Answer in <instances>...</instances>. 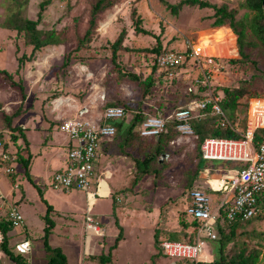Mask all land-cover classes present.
Wrapping results in <instances>:
<instances>
[{
	"label": "rangeland",
	"instance_id": "obj_1",
	"mask_svg": "<svg viewBox=\"0 0 264 264\" xmlns=\"http://www.w3.org/2000/svg\"><path fill=\"white\" fill-rule=\"evenodd\" d=\"M40 1L29 0V3L21 9V15L36 19ZM180 1L121 0L100 15L98 25L91 34L92 40L89 41L84 36L88 26L92 0H55L46 8L38 27L48 32L55 31L60 36L58 39L61 44L49 45L35 52H32L33 46L25 41L24 33L0 29V67L12 74L11 79L0 72L1 126L6 127L4 115L12 114L19 107L23 92H25L26 97L22 103V114L14 119L13 124L17 123L22 126L31 122L28 125L34 131L32 136L34 135V151L36 153L41 152L39 148L36 149L38 145L42 147V144L45 143L52 146V143L61 142L60 139H55L53 136L49 137V129L61 132L59 129V124L61 126L62 122H60V118L70 116L63 115V113H69L72 109H74V114L80 112L94 120L103 114L108 103L123 98L135 102L142 101L144 109L147 111L160 109L159 112L167 111L173 114L178 106L188 100L189 95L187 93L194 92V90L188 91V88L190 86H193L194 89L197 87L194 85L195 79L200 76V68L197 66V62L194 64L193 58H191L192 62L190 61L186 67L180 69L178 75L170 70L169 73H165L166 68H157L156 71H153V77L157 82L153 84L149 94L143 97L142 88L138 82L118 81V74L112 63L111 43L121 28L126 27L128 34L124 44L128 46V49L121 51L118 61L120 60L119 62L126 64L128 69L139 73L142 77H146L149 72L152 73L154 63L151 58L152 53L137 48H153L157 45V36L161 40L162 47H167V49L183 51L189 46H193L198 53L206 54L204 46H209L217 49L222 55L225 54L226 56L221 55L225 60H228L227 58H241L238 52L237 34L232 32L227 25H212L213 18L210 14L214 10L211 7L200 8L198 5L185 4L177 13L173 12L170 4H178ZM206 1L218 6L226 4L229 8H236L238 19L242 18L245 12L249 10L241 6L245 0ZM9 5L12 8H9ZM16 9H18L17 3L10 2V0H0V23L5 22L12 14L11 10ZM134 9L137 11L141 26L151 30L152 34L135 33L132 18ZM246 42L260 43L253 34L248 35ZM79 43L81 44L80 48L75 49ZM245 48L247 51L250 50L249 59L246 61V63L251 64L249 72L252 74V79L257 76V88L263 95L254 98L245 97L242 100L243 105L235 113L241 119H245L250 112L251 99L260 98L264 100V47L261 44L254 46L246 44ZM253 59L258 60L259 67L255 68L252 65L251 60ZM220 60L223 61L224 59ZM66 62L67 64H65ZM240 66L238 63V67L229 68L227 62L224 68L218 69L211 66L212 86L237 85L239 79L250 78L248 73H241ZM20 85L23 86L24 91L21 90ZM247 101H249L248 104H246ZM246 105L247 110H244ZM251 112L253 114L256 112L254 116L259 113L258 117L264 124V103L254 102ZM129 113L131 119L134 113L132 111ZM58 119L59 121H57ZM242 121L240 128L244 129ZM260 128H264V126ZM26 130L24 129V132ZM157 138L148 139L155 141ZM19 142H22V139ZM197 146L195 131L193 134L184 136L179 134L169 143L171 155L165 153L163 154L165 156L162 155L163 158H158L160 164L165 162L168 167L161 173L157 171L146 174L137 183H135L136 164L131 157L126 158L127 164L132 163L134 166L131 173L133 184L127 189L126 187L121 188L120 191L122 192L118 190L116 195L120 194L123 201L118 204L116 211L122 222L124 217L127 216L128 219L130 216L131 225L128 224L125 232L132 231L130 233L133 235H127L126 241L128 239V243L123 244L119 251L120 264H141L140 262L143 261L144 264H178V261L163 255L160 247L161 242L155 243L153 235L156 232L157 236L162 239L169 234L180 232L182 228L180 211L185 210L186 207V184L192 177L193 169L199 165L201 167L200 172L207 173L208 170H204V167H218L223 163L219 160L199 161ZM57 148L60 149V147H55L56 151H59ZM15 166V172L12 173L13 178L5 177V182L8 185H13L15 182L21 183V186L15 191V196L17 197L19 192L25 193L24 199L35 210L37 223L39 218H42L41 214L44 213L42 209L46 208V204L41 201L38 194L39 188L24 176L21 167ZM57 166L58 164H52V170ZM126 166L124 169H127L128 166ZM159 166L157 165L158 170ZM33 167L35 182L43 179L41 181H44L45 185L42 186L41 184L40 186L46 189L45 192L49 199L54 189L50 185V175L45 179L44 173L50 171V168L48 166L45 169L44 165L41 166L37 160L33 161ZM2 171L0 169V172ZM213 172V175L204 174L206 177L203 175L200 178L197 177V183L198 180L207 182L215 176H221L218 172ZM124 173L126 172L124 171ZM119 175L123 176L122 173ZM115 192L117 191H113V193ZM70 193L81 196L77 190H71ZM126 195L128 198L125 197ZM110 199L109 194L105 195L103 205L105 201H110ZM123 210L126 211L127 215L122 214ZM128 211H135L136 213ZM48 216L55 220L59 218L56 213ZM136 216L138 219L135 221L133 219ZM59 219L64 220V223L67 220L64 215ZM77 221L80 225L79 220ZM108 223L106 222V224ZM117 223L118 220H116V225ZM116 225L112 223L110 227L113 229V235L118 228ZM245 229L248 233H264V218L252 225H247ZM71 230L66 229V233ZM42 232L39 230L38 233H35L36 252L34 261L38 264H42V256L45 254L43 240L40 236ZM64 232L61 230V233ZM238 240L240 242L251 241L247 234L239 235ZM253 240L258 245V242L264 240V235ZM113 242L115 239L110 240L109 237L105 240L106 244ZM211 249L212 247H204L200 253V259L203 262H210L214 259ZM137 261L140 262L137 263Z\"/></svg>",
	"mask_w": 264,
	"mask_h": 264
},
{
	"label": "trees",
	"instance_id": "obj_2",
	"mask_svg": "<svg viewBox=\"0 0 264 264\" xmlns=\"http://www.w3.org/2000/svg\"><path fill=\"white\" fill-rule=\"evenodd\" d=\"M17 3L18 9L11 10L12 14L8 17V19L0 23V29H10L16 30L18 33H24V39L26 42L33 46L32 52L39 50L43 47L49 45H57L61 44V41L58 39L57 33L55 31H44L41 30L38 25L41 23L44 12L46 8L53 3L55 0H41L39 3V11L37 14L36 19L27 18L21 15V9L24 5L29 3V0H10V2ZM121 0H92L91 7H90V16L88 21V26L85 31V36L87 40H92V32L98 25V20L100 15L105 12L106 10L112 8L115 4L120 2ZM198 5L200 8L211 7L214 11L211 15L213 18L212 25L214 26H221L227 25L230 30L237 34V43H238V52L241 56L239 59L235 58H228L227 63L229 64V68H234L235 66L238 67V63H240L241 73H248L250 78H241L239 79V83L237 85H217L213 86V92L216 95L220 96V104L227 115V117L231 120L232 123H237L240 127L241 121L243 122V128L245 127V119H241L236 113L239 110V107L242 104V100L246 98H254L260 97L263 94L257 88V76L252 79V74L249 72V65L246 61L249 59V51L246 50L245 45L254 46L261 44L264 47V0H245V2L241 3L242 7L249 9L242 18L238 19L237 13L238 11L235 10L236 8H229L226 4H222L218 6L215 3H211L206 0H181L178 4H170L172 7V11L177 13L183 5ZM9 8H12L9 5ZM132 18L134 20V30L135 33H142V34H152L151 30L141 26L139 16H137V11L134 9L132 11ZM128 34L127 28L122 27L119 34L116 36L114 41L111 43L112 48V63L114 65V69L118 74V81L122 80H129L131 82H138L140 87L142 88V95L143 97L147 96L153 86L157 81L153 77V71H156L157 68H160L156 63V56L163 52L164 50H169L167 47H162L161 40L159 36H157V45L153 48H137L138 50L150 52L151 58L153 61L152 65V73L146 77H142L139 73L134 72L127 68L126 64H123L118 61V57L121 54L123 49H128V46L124 44V40ZM249 34H253L260 43L254 42H246V38ZM81 44L79 43L75 49H79ZM206 54H212L216 56L222 55L217 49L204 46ZM131 49V48H129ZM177 50V49H172ZM189 50V48H187ZM222 56H226L225 54ZM69 60V56H68ZM191 57H188L185 63L182 66H179L174 69H166L165 73H169L170 71L180 70L187 66L190 63ZM194 61V60H193ZM192 62V61H191ZM195 64V62H193ZM252 65L257 68L258 60L253 59L251 60ZM67 64V62L65 63ZM0 72L5 74L7 77L12 79V74L8 72L6 69L0 67ZM239 73V72H238ZM237 73V74H238ZM14 83V82H13ZM22 91L24 88L20 85ZM204 87L200 84H197L196 91L187 94L189 98L186 102L191 100L200 99L203 96ZM22 101L15 112L12 114H5L4 120L6 123V127L10 129V140L4 142L3 150L7 151L10 155L15 154L16 160L25 168L26 174L29 179L31 176L29 174V165L31 162L32 155L29 149V141L27 140L24 132V128L21 125H14L13 121L16 117L20 116L22 110V103L26 97L25 92L22 95ZM185 102V103H186ZM184 103V104H185ZM249 101L246 102L248 104ZM182 104L178 106L176 109L185 106ZM109 106H121L125 110L126 115L118 120L113 122L114 126L116 127V133L110 139L111 146L110 152L113 153H121L128 157H131L135 162L136 170V180L135 183L140 181L146 174L155 173V172H162L168 167L167 163L160 164L158 158H163V154L168 153L171 155L169 143L172 141L173 138L179 135V132L175 128V122L171 119L168 122V130L162 132L155 141H149L150 139L145 138L140 135V126L142 122L148 117L150 114H158L160 113V109L157 110H145L142 101H132L130 99H123L118 98L108 103L106 108ZM105 108V109H106ZM247 110V105L244 108ZM257 110V109H256ZM255 110V111H256ZM130 111L134 113L133 117L127 122L128 114L130 115ZM104 112V111H103ZM165 116H169V112L162 111ZM256 112H254L255 114ZM221 116L214 114L212 110L211 104H209L204 110L198 112L197 116H194L190 119V123L192 124L193 128L195 129V133L197 136L198 141V160H205L202 157L201 153V145L205 138L215 136V137H240V135L233 131L230 127H223L221 125ZM22 139V142L19 140ZM155 138H153L154 140ZM264 140V128H259L255 134V143ZM106 141V140H105ZM104 141V142H105ZM103 142V143H104ZM163 155V156H162ZM2 161L3 165H12L13 160H0ZM2 165V164H0ZM159 166V170L157 168ZM198 165V164H197ZM205 168V167H204ZM216 167H209L207 171V176L213 175ZM12 169V170H13ZM201 167L198 165L196 169H193L192 177L186 184V197L185 201L186 207L185 210L180 211V223H181V230L175 234H169L164 236V238L160 239L157 236V233H154V242L157 243L162 242L163 240H180V241H188L194 242L195 234L197 231V227L199 226L200 222L198 219L193 218L187 213V207L190 202V193L195 188L203 189L205 192L210 194L215 199L221 197L223 193L220 191H213L209 189L208 186H205L204 183H197V177L203 175V172H200ZM205 174V172H204ZM222 174V173H221ZM203 177H206L203 175ZM196 180V181H195ZM51 206L48 205V214L46 215V221L48 225L45 228V235L44 238L47 241L48 235L50 234V229L52 225V221L49 218V211L51 210ZM189 218V220H188ZM264 218V207L262 210L255 216L249 218H242V216L237 217L236 219L229 221L228 218L225 216V211H222L221 217L215 224V228L217 231V237L208 241V247H212L211 253L214 255V259L210 262L211 264H264V240L258 242V245L255 244L254 238H261L264 233L259 232H251L245 229L247 225H252L253 223L260 221ZM12 220L8 217V213L1 214L0 213V229L3 234V242L1 247L6 249L8 252L9 249L7 247V240H8V231L13 226ZM188 228V229H187ZM119 235L115 239L113 245L108 248V253H98V259L102 263H112V251L118 247L119 241L123 238V227L119 225ZM247 234V236L251 239L250 242L248 240H244L240 242L238 240L239 235ZM107 235H104L105 238ZM186 236V237H185ZM161 247V243H160ZM48 248V244H47ZM49 249V248H48ZM50 248V252L52 253ZM161 252L163 255L166 256L165 252L161 247ZM12 258H16L13 256L12 253H9ZM49 259V264H66L64 256L60 251H55L54 254H51ZM61 259V260H60ZM203 262V261H201ZM187 260H179L178 264H187ZM206 263V262H204Z\"/></svg>",
	"mask_w": 264,
	"mask_h": 264
},
{
	"label": "built area",
	"instance_id": "obj_3",
	"mask_svg": "<svg viewBox=\"0 0 264 264\" xmlns=\"http://www.w3.org/2000/svg\"><path fill=\"white\" fill-rule=\"evenodd\" d=\"M189 50H164L156 56V63L161 68L174 69L182 66L188 57L193 58L200 68V76L194 85L204 87V97L187 102L185 106L174 110L173 114L165 116L162 112L150 114L140 126V135L145 138H156L168 129L171 119L175 122L178 132L189 135L194 133L190 119L198 115L209 104L214 114L221 116V125L230 127L240 137H207L201 145L202 157L208 161H223L234 163L230 172L221 177L222 184L214 187L209 180L199 181L213 191L223 193L221 197L214 198L203 189L195 188L190 193V202L187 213L199 220L194 242L180 240H163L161 247L165 254L176 261L187 260V264H211L201 262L200 253L204 247H208V241L217 237L216 222L221 217L222 211L229 221L239 216L249 218L257 215L264 207V140L255 143L257 129L264 126L258 123L251 112L253 103L262 102L260 98L251 99L250 112L246 117L244 129L237 123H232L225 114L220 96L214 94L211 83V66L216 68L226 67L225 58L212 55L200 54L195 47L189 46ZM220 59H224L221 61ZM228 59V58H227ZM179 70L172 71L178 75ZM195 91L193 86L188 91ZM249 111V110H248ZM126 115L121 106H109L103 114L94 120L83 114L66 117L62 120L61 129L68 133L72 144L68 150L67 162L53 173L50 180L51 186L56 190L70 191L82 190L89 196L96 198L97 192L91 191V186L96 179V160L105 140L111 139L116 133L113 122ZM257 116L259 113L256 114ZM4 140L0 136V160H16V155H10L3 150ZM6 172H11L12 165L5 166ZM209 170V169H205ZM1 208V207H0ZM13 224L22 222L23 216L16 207H10L6 214ZM86 229L95 234L104 236V228L100 220L88 212L85 217ZM3 242V234L0 229V247ZM21 251H25L27 244L21 242L17 245Z\"/></svg>",
	"mask_w": 264,
	"mask_h": 264
},
{
	"label": "crops",
	"instance_id": "obj_4",
	"mask_svg": "<svg viewBox=\"0 0 264 264\" xmlns=\"http://www.w3.org/2000/svg\"><path fill=\"white\" fill-rule=\"evenodd\" d=\"M212 14L213 13H211L210 15ZM64 114L73 116L81 113L78 112L74 114V109H72L69 113L66 112L63 113V115ZM93 116L95 117V115ZM255 117L258 123H262L260 117H258L257 115H255ZM64 118L61 117L60 122ZM126 120L127 122L130 120V115H128ZM57 121H59V119ZM29 123L31 122L22 125V127L24 129H27L25 131V136L29 141V149L32 155L31 162L29 165V174L31 176V179L28 178L25 168L17 160L14 161L13 165L14 166L17 165L18 167H21L24 176L39 188L38 194L41 198V201L45 202L46 208L42 209V211L44 212L43 214H41L42 218H39V220L36 223V216H37L36 212L34 209L31 208V205L27 202V200L24 199L25 193L19 192L18 196L17 197L15 196V191L21 186V183L15 182L13 183V185H8L5 182L6 180L4 179L5 177L13 178L12 173L15 172V169H13L11 172H6L5 169L6 165H3L2 161H0V164H2L0 165V169L1 171L3 170L2 172H0V176L2 177V179L0 180V207H1L0 213L5 214L10 207H16L19 210V212L23 214L22 222L19 224H14L11 227V229L8 231L7 247L10 252L0 247V264H38L34 261V257L36 252L35 233H38L39 230L43 231L40 236L42 237L43 246L45 249V254L42 256L43 258L42 264H49L50 256H52L51 254H54L55 251H60L62 253V256H64V259L66 261V264H109V263H102L101 261H99L98 253H108V248H110L111 245L114 244V242L106 244L105 240L107 237H109L110 240L116 239L120 232L119 225H121L123 227V238L119 241L118 247L112 251V263L120 264L119 251L123 247L122 246L123 244L128 243L127 242L128 239L126 241L127 235H133L130 233L132 231L128 233L125 232L126 227H128V224L131 225L130 216H128V219L127 216L124 217L122 222L118 217V212L116 211V207L119 206L118 204L122 203L123 201V198H120L121 195L120 194L116 195V194L120 191L121 188L126 187L127 189V187L129 188L133 184L132 183L133 176H131V173L132 170L134 169V166L132 165V163L129 165L127 164L128 161L126 160V158L128 156L123 155L119 152L111 153L110 152L111 150L109 149L111 146L110 143L111 140L107 139L102 144V148L96 160V179L94 180V183L90 188L91 191L97 192L96 198L89 196L86 192L82 190L76 189L77 191L80 192L81 194L80 196V195H71L70 193L71 190L70 191L56 190L53 188L54 192L53 191L51 192L50 198L48 199L47 193L45 192L46 189L42 188V186L45 185L44 184L45 182L41 181L43 179H41L39 182L37 181L35 182L34 174H33L35 173L33 167V161L37 160V162H39L41 166L42 164L44 165L45 169L49 166L50 171H46V173H44V178L47 179L48 176L50 175L49 178L51 180L53 173L56 170L61 169L66 164L68 150L72 144V141L70 140L68 133L63 131L60 128L61 126L59 124V129L61 132L49 129V137L53 136L55 139H60L61 142L57 144L52 143V146L47 145L45 143L42 144L43 145L42 147H39L38 145L36 149L38 150L39 148L42 153L41 152L36 153L34 151V144H35L34 143L35 141L33 140L34 135L32 136L34 131L28 125ZM14 125H19V124L16 123ZM10 131H11L10 129H8L7 127H3L0 124V136H2L4 142L6 141L11 142L9 136ZM179 134L184 136V134L180 132ZM56 146L60 147V149L57 148L59 151H56L55 149ZM39 154L42 155L39 156ZM52 164H58V166L54 170H52ZM124 166H126L127 169H124L125 168ZM234 166L235 164L231 162L221 163L218 167L215 168V172H218V174L222 173L221 176L219 175V177L215 176L211 178L209 180V183L216 188L219 187L222 184L221 177L222 176L225 177L230 172L231 170L230 168ZM205 169H209V167H205ZM124 171L127 173V175L125 176L124 174L126 173H124ZM39 173L41 174V172ZM119 173H122L123 176H120ZM207 173L205 172V174ZM199 181L200 180H198V182ZM41 184L42 186H40ZM113 191H117V192L113 193ZM108 194L109 197H111V199L110 201L109 200L105 201L106 203L104 202L103 205V199L105 198V195ZM125 197L128 198L127 195ZM48 205H50L52 208L49 211V215L56 213L59 215V218H61L64 215L67 220H65L66 222L64 223L63 222L64 220H61L59 218L55 220L54 218L49 217L50 220L52 221V225L50 229V234L48 235L46 241L44 235H45V228L48 225L45 219L46 215L48 214ZM88 212L92 213L96 217V219L100 220L104 228L103 229L104 234L107 235L105 238L95 234L92 230L86 229L87 227H86L85 217ZM128 212H135V211H128ZM122 214L127 215L126 211L124 210L122 211ZM137 219L138 218L136 216L134 217L133 220L136 221ZM77 220H79L80 225L78 224ZM116 220H118L117 225H116ZM106 222H109L108 223L109 225L106 224ZM112 223H115V225L118 226L114 235L112 232L113 229L110 228ZM66 229L69 230L72 229V230L66 233ZM61 230L65 232L61 233ZM140 232L142 234L141 230ZM21 242H25L27 244V248L25 251H21L20 249L17 248V245ZM47 244L49 249L47 248ZM50 248L54 250L52 251V253L50 252ZM9 253H12L13 256H15L16 258H12ZM166 257L169 258L167 255ZM139 262L140 261H137V263ZM140 263L144 264V261Z\"/></svg>",
	"mask_w": 264,
	"mask_h": 264
}]
</instances>
